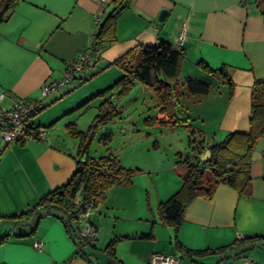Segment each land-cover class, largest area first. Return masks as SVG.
Listing matches in <instances>:
<instances>
[{
    "label": "crops",
    "instance_id": "0c3cea01",
    "mask_svg": "<svg viewBox=\"0 0 264 264\" xmlns=\"http://www.w3.org/2000/svg\"><path fill=\"white\" fill-rule=\"evenodd\" d=\"M111 1L18 0L0 22V89L15 97L38 98L41 85L61 79L66 64L92 43L98 24L112 7ZM162 9L167 14L159 21ZM115 34L116 40L103 48L92 66L41 97L43 108L32 123L48 128L61 120L65 133L70 124L81 130L74 114L104 96L96 94L122 76L118 68L107 63L138 44L165 40L177 45L180 35L182 69L186 62L202 60L225 75L211 73L221 83L218 91H212L219 99L220 113L213 122L212 139H202L203 148L189 142L184 151L174 147L175 157L165 154L159 166L143 170L124 165L110 153L122 166L134 169L130 182L109 187L87 216L95 231L90 243L94 249L101 239V252L85 246V255L75 256L67 264H148L153 252L178 255L180 264L264 263V256H259L260 262L239 261L242 254L228 258L242 250L236 244L243 237L258 235L264 242V137L252 150L249 196H241L235 188L219 182L209 196H198L189 203L176 231L157 214L158 204L181 186L186 162H195L207 144L220 140L225 133L249 130L251 88L254 82L264 80V8L258 7L257 0H128L117 13ZM211 88L209 83L207 98ZM216 104L209 106L215 108ZM165 127L171 130L176 126ZM57 135H50L56 143L49 138L26 143L33 170L16 156L17 167L26 175L30 188L22 197L16 195L15 188L7 192L8 197L2 195L0 236L8 237L0 242V264H61L76 248L57 217L43 215L34 230L35 215L14 217L73 173L78 143L76 139L58 141ZM217 135L218 140H214ZM114 236L119 238L111 256L103 248Z\"/></svg>",
    "mask_w": 264,
    "mask_h": 264
},
{
    "label": "trees",
    "instance_id": "16d2710c",
    "mask_svg": "<svg viewBox=\"0 0 264 264\" xmlns=\"http://www.w3.org/2000/svg\"><path fill=\"white\" fill-rule=\"evenodd\" d=\"M17 1L0 0V22L9 15ZM127 2L128 0H112L110 11L98 24L93 40L101 45V52L103 48L116 40V16L127 5ZM257 5L261 9L264 8V0H257ZM99 56L94 58L93 64ZM183 60L182 48L168 41L159 40L151 45L138 44L107 63V66L118 68L122 72V76L96 95L105 96L116 88L121 94L139 82L153 91L159 100V105H161V115L157 117L159 125H171L172 127L183 125V122L174 119L176 116L165 106L168 99L177 94L176 86ZM197 65L208 73L219 72L221 76H225L222 75L220 68H211L202 60L197 61ZM184 86L185 94H206L209 90V83L193 78H186ZM105 104L111 105V101L105 98L99 104L98 109L103 110L106 107ZM42 108L43 105L39 111ZM99 121L105 123L101 114L94 117L86 131L77 129L74 124L67 125V132L78 140L73 173L66 182L42 194L26 211L14 215L15 218L35 215L36 223L31 228L32 230L43 215L51 214L60 219L67 235L73 240L76 247L71 256L61 264H67L75 256L85 255L83 251L85 246H94L80 235L78 214L83 204L91 203L93 208L96 207L109 187L114 184L129 183L134 170L122 166L112 155L97 158L89 155V140ZM261 137H264V80L254 82L251 88L249 130L247 132L229 131L220 140L207 144L205 149H209L210 156L206 162H200L197 155L195 162H186L185 171L181 175V186L166 200L158 204L159 219L176 231L184 218L185 209L189 203L198 196H209L214 186L219 182L235 188L241 196H249L251 194L250 161L252 150ZM188 142L195 144L190 138ZM196 145L199 148L204 147L202 141L196 142ZM141 236H150V233L141 234ZM7 237L8 234L1 235L0 242ZM118 238L114 236L107 242L103 248L107 254L113 255V246ZM260 238L258 235L241 238L236 244V248L241 246L242 250L228 258L239 256L244 252V246L258 243Z\"/></svg>",
    "mask_w": 264,
    "mask_h": 264
},
{
    "label": "rangeland",
    "instance_id": "374dc122",
    "mask_svg": "<svg viewBox=\"0 0 264 264\" xmlns=\"http://www.w3.org/2000/svg\"><path fill=\"white\" fill-rule=\"evenodd\" d=\"M186 78L210 83L211 96L207 98L205 94L192 93L185 95L184 80ZM220 85L217 77L200 68L197 63L186 62L180 72L176 96L169 98L165 103V106L170 108V112L176 116L174 119H178L186 125L180 124L171 130L157 124V117L161 115L159 100L153 91L139 82L121 94L117 88L112 89L105 96L89 101V104L83 106L74 115H76L75 119L79 123V128L83 131L88 129L97 114H101V118L105 120L104 124L101 121L98 122L95 132L91 135L88 145L90 156L97 158L112 153L124 165L132 164V166L143 170L150 169L159 166L164 161L165 154L174 158V147L180 146L181 151H184L188 147L189 138L195 143L205 138L212 139L214 136L213 122L220 113L219 99L213 97L212 91H218ZM105 98L111 101V105L105 104L106 107L99 110L98 106ZM215 101H217L215 108H211L209 105ZM61 124L62 122L59 120L52 126L45 127L48 130H46V138L50 139V135L58 134L61 138L58 141L63 140L65 143H69L70 139L75 140L76 138L68 132H64ZM218 137L219 135L214 137V140H218ZM52 139H50L51 142L56 143L57 139H54L55 141ZM76 142L78 143L77 139ZM26 143L16 141L10 145H4L0 141V159L4 157L2 168H0V202L3 201L2 195L8 197L7 192L11 188H15L16 195L19 197H22L24 192H28L30 188L26 175L17 167L16 161V156H19L24 159L26 166L31 167L32 162L28 160L31 152ZM29 169L33 170L34 168ZM91 210L93 211V208H90ZM90 211L89 215L92 214ZM101 242V239L98 243L95 242L96 248L94 249L87 245V249L100 253L99 248L104 244ZM253 245L244 246V252L237 259L239 261L242 259L244 262L250 260L260 262L259 256H264V242L255 243L254 247ZM90 257L93 259V256ZM237 263L234 262V264Z\"/></svg>",
    "mask_w": 264,
    "mask_h": 264
},
{
    "label": "built area",
    "instance_id": "2783aa9c",
    "mask_svg": "<svg viewBox=\"0 0 264 264\" xmlns=\"http://www.w3.org/2000/svg\"><path fill=\"white\" fill-rule=\"evenodd\" d=\"M183 35L177 40V46H181ZM101 54V45L95 40L87 49L79 53L73 61L65 66L61 79L50 83H43L40 87V96L36 99L26 97H15L7 89H0V141L4 145H10L13 142H28L31 139L46 141V128L44 125H35L32 118L42 107L41 97L55 90L64 82L74 78L77 72H81L93 64L94 58ZM91 203L83 204L78 218L80 219V235L85 241L94 239L95 231L87 219ZM40 246L39 242L35 243ZM148 264H180V257L173 254H162L153 252L150 254ZM247 264H253L251 262Z\"/></svg>",
    "mask_w": 264,
    "mask_h": 264
},
{
    "label": "water",
    "instance_id": "95a60500",
    "mask_svg": "<svg viewBox=\"0 0 264 264\" xmlns=\"http://www.w3.org/2000/svg\"><path fill=\"white\" fill-rule=\"evenodd\" d=\"M166 14H167V10L166 9H162L159 12L158 20L162 21L165 18ZM209 156H210L209 149H205L204 152L199 156V161L200 162H206L207 159L209 158Z\"/></svg>",
    "mask_w": 264,
    "mask_h": 264
}]
</instances>
